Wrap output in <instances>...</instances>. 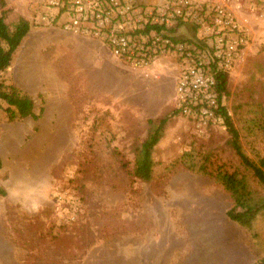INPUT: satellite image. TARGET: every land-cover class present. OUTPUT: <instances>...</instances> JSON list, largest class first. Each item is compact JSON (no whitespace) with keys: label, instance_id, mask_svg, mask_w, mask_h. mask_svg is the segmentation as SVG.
I'll return each instance as SVG.
<instances>
[{"label":"rangeland","instance_id":"374dc122","mask_svg":"<svg viewBox=\"0 0 264 264\" xmlns=\"http://www.w3.org/2000/svg\"><path fill=\"white\" fill-rule=\"evenodd\" d=\"M51 1L6 0L8 26L21 16L33 25L0 81L28 90L36 112L43 107L44 113L8 122L1 102L0 184L8 195L0 197V264L262 260L264 212L251 230L232 222L223 178L243 176L255 202L264 199V185L232 150L222 119L203 126L176 110L174 56L131 67L104 44L53 24ZM233 10L250 43L227 73L223 104L244 152L258 161L264 157V0H238ZM174 34L188 39L192 28L181 25ZM165 115L152 177L140 181L133 170L147 121Z\"/></svg>","mask_w":264,"mask_h":264},{"label":"built area","instance_id":"2783aa9c","mask_svg":"<svg viewBox=\"0 0 264 264\" xmlns=\"http://www.w3.org/2000/svg\"><path fill=\"white\" fill-rule=\"evenodd\" d=\"M238 0H53L52 23L97 40L136 69L174 56L176 108L207 126L222 119L216 75L235 68L249 46L248 30L235 11ZM181 25L188 39L175 36Z\"/></svg>","mask_w":264,"mask_h":264},{"label":"trees","instance_id":"16d2710c","mask_svg":"<svg viewBox=\"0 0 264 264\" xmlns=\"http://www.w3.org/2000/svg\"><path fill=\"white\" fill-rule=\"evenodd\" d=\"M0 9L1 75L6 73L8 68L11 67L13 58L21 45L23 38L26 36L33 24L30 19L21 16L16 23L10 27L5 23L8 12L6 10V0H0ZM228 72H220L216 75V89L219 98V108L217 112L221 115L227 132L231 135L229 143L232 150L239 157L245 169L250 172L253 179L260 185H264V157L260 158L258 161H254L247 156L240 143V134L233 126L231 120L232 118L223 104V96L227 93L228 87ZM1 102L6 104L5 112L8 122H17L27 117L37 119L44 113L43 107L39 109V112L35 111V97L24 89L16 86L12 80L8 83L0 81V106ZM169 118L170 117L168 115H165L161 118L149 119L147 121L149 126L148 137L138 150V157L133 170V174L136 179L143 182L150 181L153 166H155L153 151L164 135L163 132ZM183 163L185 162L183 161ZM2 164L3 161L0 158V170L2 169ZM184 166L187 169H194L195 167L190 164H186ZM198 171L205 173V168L199 167ZM223 183L233 200V206L228 210L227 216L232 222H235L243 228L251 230L254 221L259 216H262L264 212V199H261L259 202H255L253 192L250 189L247 180L243 176H238L236 173L223 178ZM7 195L8 191L6 187L0 184V197H6ZM255 264H264V258L257 261Z\"/></svg>","mask_w":264,"mask_h":264},{"label":"crops","instance_id":"0c3cea01","mask_svg":"<svg viewBox=\"0 0 264 264\" xmlns=\"http://www.w3.org/2000/svg\"><path fill=\"white\" fill-rule=\"evenodd\" d=\"M55 12V11H54ZM51 15H53L52 13H51ZM32 27V26H31ZM31 27H30V29H31ZM30 29H29V31H30ZM28 31V32H29ZM26 37H27V34H26V36L23 38V40H22V43H21V45L19 46V48H18V50H17V52H16V56H18V52L21 50V48H22V46L24 45V43L26 42ZM83 39H85V41H88L89 43H91V44H93V45H96V46H99V44H102L101 42H99V41H97V40H93V39H88V37H85V38H83ZM99 43V44H98ZM12 66V65H11ZM11 68V67H10ZM9 69V68H8ZM34 73V71L33 70H29L28 72H27V76H28V78H29V80L31 81V80H34V81H36L37 80V76H35V74H33ZM15 83V82H14ZM52 83V80H51V78H50V84ZM16 84V83H15ZM16 86H18L17 84H16ZM18 87H20V88H22V89H24L22 86H18ZM25 91H27L28 93H29V91L28 90H26V89H24ZM31 94V93H30ZM32 95V94H31ZM60 107V106H59ZM35 111H36V106H35ZM54 116V114H53V112H52V109H51V117H53ZM50 117V118H51Z\"/></svg>","mask_w":264,"mask_h":264}]
</instances>
